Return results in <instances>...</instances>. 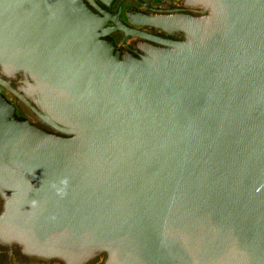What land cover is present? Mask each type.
Returning a JSON list of instances; mask_svg holds the SVG:
<instances>
[{"label": "water", "instance_id": "obj_1", "mask_svg": "<svg viewBox=\"0 0 264 264\" xmlns=\"http://www.w3.org/2000/svg\"><path fill=\"white\" fill-rule=\"evenodd\" d=\"M152 37L83 0H0V242L64 264H264V0H184ZM114 28H106L108 22ZM112 30L146 38L120 56ZM34 103V104H33Z\"/></svg>", "mask_w": 264, "mask_h": 264}, {"label": "flooded vegetation", "instance_id": "obj_2", "mask_svg": "<svg viewBox=\"0 0 264 264\" xmlns=\"http://www.w3.org/2000/svg\"><path fill=\"white\" fill-rule=\"evenodd\" d=\"M89 8L99 13V10L107 13L109 16L123 22L137 32L152 37H166L176 39L174 36H168L163 30L148 24H137L144 18L170 17L176 14L197 15L195 10L200 8L185 4L184 0H83ZM99 9V10H98ZM112 22H108L106 28H114ZM105 39L110 42L114 50L122 57L129 54L135 57L143 54L141 47L145 45H155L146 38L126 35L120 30H112ZM0 74L9 82L10 86L20 90L23 78L20 76H5L0 70ZM0 96L9 103L15 112L18 120L28 121L31 124L48 132L56 133L44 122H42L25 104H23L13 93L0 85ZM34 104V103H33ZM4 202L0 197V215L3 211ZM105 256L95 258L86 264H102ZM0 264H64L57 259H42L29 256L17 244L11 246L0 242Z\"/></svg>", "mask_w": 264, "mask_h": 264}]
</instances>
